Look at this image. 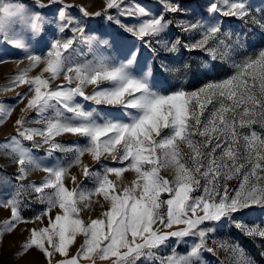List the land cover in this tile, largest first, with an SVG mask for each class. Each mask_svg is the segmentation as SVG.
Masks as SVG:
<instances>
[{
    "label": "snow or ice",
    "instance_id": "6c2138e0",
    "mask_svg": "<svg viewBox=\"0 0 264 264\" xmlns=\"http://www.w3.org/2000/svg\"><path fill=\"white\" fill-rule=\"evenodd\" d=\"M154 2L0 0V55L27 61L0 88H24L0 99V124L24 104L0 138V248L38 222L14 258L258 264L217 233L264 240L245 219L264 214V0Z\"/></svg>",
    "mask_w": 264,
    "mask_h": 264
},
{
    "label": "rangeland",
    "instance_id": "374dc122",
    "mask_svg": "<svg viewBox=\"0 0 264 264\" xmlns=\"http://www.w3.org/2000/svg\"><path fill=\"white\" fill-rule=\"evenodd\" d=\"M66 3L84 5L87 7V10L90 12L98 11L104 7V0H66ZM152 7L156 9L157 11L159 10V5L156 4L154 0L152 3ZM21 56H22L21 53H18L12 50H8L6 55H0V61H3V62H0V88H3L4 86L8 85L10 83L11 78L14 75L18 74L20 69H23L24 67H26L27 65L26 60H23V62L19 64L15 62L16 60H20ZM37 71L38 69H33L30 72V75H34ZM230 71L231 70L228 68L225 69L226 74H230ZM57 83H59V81H57ZM186 86L191 89L192 87L194 86L198 87L199 85L198 84L192 85L189 83ZM22 91H24L23 86L16 87L13 90L0 91V99H6L8 97H13L17 92H22ZM9 103L16 104V101L10 100ZM23 106H24L23 103L18 104L12 116L4 124H0V138L7 136L9 133L14 131L13 123L20 114L19 109L22 108ZM256 130L260 131L258 126ZM62 139L72 140L74 138L71 136H65ZM84 162L88 163L89 165H92V161L90 160L89 157H84ZM111 166H120V165L113 163L111 164ZM12 170H13L12 167L8 168V171H12ZM70 173L78 174V169L72 168L70 169ZM163 174L167 175V173H163ZM43 176H44L43 172L37 171V172L32 173L29 176V179L33 181H39L40 179H42ZM124 176L126 179L132 178V174L130 172L125 173ZM66 185L68 187H71L72 181L68 179L66 181ZM37 210L39 209H36L34 211H37ZM34 211L26 212L25 216L34 215ZM98 211L99 210H97V212L92 213L93 218H95V216L98 214ZM7 217H8V213L0 210V221L5 220ZM245 219L248 220L249 222H253V221L259 222L261 220H264V214L252 213ZM35 226H38V222L37 224H32V223L21 224L18 226V228L16 229L14 233H12L11 235H6L4 237L3 247L0 248V264H30V262H35V264H43V258L35 252L30 253L28 256L24 257L23 259H17V258H14L13 256L19 244L21 243V241H23L28 234L27 232H24L23 229L32 228ZM225 236H231L233 239V242H238L239 245H241L243 249L258 262V264H264V256L261 255V253L264 252V240H261L259 238L247 237L245 235H242L239 232H236L234 229L230 231L227 227L217 233L218 238H223ZM211 239L212 238L210 237L209 245H211ZM80 242L81 240L78 238L76 247H78ZM189 243H193V241L189 240ZM75 250L76 248L73 247L72 252L74 253ZM185 250L186 248L183 245L179 249L180 252H184ZM222 255L223 253H221V256ZM205 258L209 260L214 259L209 254H205Z\"/></svg>",
    "mask_w": 264,
    "mask_h": 264
}]
</instances>
